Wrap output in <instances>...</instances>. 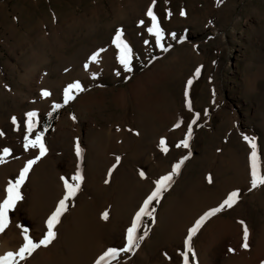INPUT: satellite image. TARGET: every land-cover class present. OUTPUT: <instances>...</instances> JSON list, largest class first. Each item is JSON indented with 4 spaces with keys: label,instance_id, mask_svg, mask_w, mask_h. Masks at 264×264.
Wrapping results in <instances>:
<instances>
[{
    "label": "rangeland",
    "instance_id": "obj_1",
    "mask_svg": "<svg viewBox=\"0 0 264 264\" xmlns=\"http://www.w3.org/2000/svg\"><path fill=\"white\" fill-rule=\"evenodd\" d=\"M149 6L152 0H0V152L10 149L0 164V197L39 154L23 147L26 113L36 111L39 119L30 138L47 129V152L29 170L5 230L13 250L22 242L16 224L41 237L63 195L60 178L77 168L83 176L56 239L20 264H95L108 247H122L155 181L183 157L170 186L150 204L153 216L140 222L137 235H148L112 264H183L188 230L234 190L236 203L192 237L189 264H264V186L251 188L243 139L255 137L264 175V0H156L167 51L147 33ZM117 29L132 49L130 72L112 43ZM77 81L83 91L65 104L64 89ZM189 124V147H176ZM218 221L230 229L211 231Z\"/></svg>",
    "mask_w": 264,
    "mask_h": 264
},
{
    "label": "snow or ice",
    "instance_id": "obj_2",
    "mask_svg": "<svg viewBox=\"0 0 264 264\" xmlns=\"http://www.w3.org/2000/svg\"><path fill=\"white\" fill-rule=\"evenodd\" d=\"M156 0H152V6H149L146 10V16L150 18L151 26H145L147 33L151 34L155 38L156 46L160 47L162 50L167 51L168 48L164 47L162 44V40L165 37V32L160 26L158 18L153 11V6L155 5ZM169 16L171 13L168 14ZM180 15H185L184 11L181 10ZM141 25H144V20L140 21ZM173 38H175V34H171ZM112 43L115 45V48L118 50V59L119 63L123 66L125 71L130 72L131 62H132V49L129 44L123 39V30L117 29L115 31V35L112 39ZM148 43V41H145ZM168 47H171L169 45ZM104 51L103 49H99L96 52H93L90 59L95 61L99 55V52ZM87 67V65H85ZM200 69L197 68L195 71V75L199 76ZM188 84H192V80L188 81ZM74 91H83L81 84L77 82H73L64 89L63 93V100L64 103L67 104L68 101L74 98L73 92ZM42 96L47 97L50 95V92L47 90L42 91ZM187 95V93H186ZM60 104H54L53 109L60 108ZM189 109H191V104L189 102ZM199 113H196V118H199ZM26 134L23 136V147L24 150L27 151L29 148L31 149H38L39 154L36 155L33 159H28L24 166L20 169L19 174L15 177L14 180H9L7 182V186L5 188V193L2 197H0V233H4L6 229L9 228L11 224V216L10 214L15 213L17 210L18 202L23 199L21 193V186L24 184L29 170L32 166L40 160L42 156H44L47 152V148L45 146L43 137L47 129L45 128L42 131H36L34 138H30V134L33 133L34 129L37 128L39 124L38 113L36 111H29L26 113ZM196 122L193 119L192 123ZM13 125H17V120L15 117H12ZM174 127H180V124L177 123ZM3 135V132H0V136ZM192 135V125L189 124L187 126V134L184 139H182L176 147H189V140ZM243 139L249 144L250 146V184L251 188L255 189L258 186H264V175L261 174V155L258 152V144L255 137H250L248 135H244ZM160 144L163 146L165 145V141L161 139ZM167 147H163V151H167ZM10 149L3 148L2 152H0V164L6 162V157L9 156ZM76 155L80 157L82 155V150L79 146V143L76 145ZM187 157H183L178 163L173 165L172 171L166 175L161 176L159 179L155 181L154 189L146 196L143 200L142 206L139 210L135 213L134 218L132 219L130 226L126 229L125 235V243L122 247H108L105 251L102 252L101 255L95 260V264H112V262L116 261L117 258L120 256L121 253H128L133 251L134 249L139 248V243L137 241L143 240L145 236L148 235L147 231L144 232L143 236L137 235V230L140 227V222L143 217L148 216L152 217L154 213V209H150V204L153 201L158 202L159 198L162 195V192L170 186V182L172 181L173 175L178 173L180 170L181 165L183 164L184 160ZM117 163H119V157L116 158ZM115 167V165H113ZM144 172H140V176L144 177ZM63 181V195L62 198L59 199L58 203L55 205L54 210L51 214L47 217L45 224H46V231L42 234L41 237L36 239L30 234V227L26 225H22L17 223L16 228L19 230L22 242L19 245L18 249L16 250H9L3 254H0V264H20L22 261H26L29 257L33 255V253L40 249L41 247H48L55 239H56V226L60 223L62 215L67 211L69 202L76 197L78 191L81 187V182L83 181V176L79 168L75 171L74 174L70 176V178L61 177ZM107 183V181H105ZM238 191L234 190L227 195V198L223 200L218 207H214L209 209L208 211L204 212L198 219L195 220L193 226L187 232V238L184 241V247L188 249L187 252H181L183 257V264H189V253L193 256L195 253L193 252L190 241L192 237L196 234V232L200 229V227L204 224L206 220H208L211 216H214L216 213L220 212L225 207H232L233 204L236 203L238 199ZM108 212L105 211L102 214V218L107 220L108 219ZM243 224V222L241 221ZM248 238H249V231L247 226L245 225L243 228V244L242 247L245 249L248 248ZM229 251H233L229 249Z\"/></svg>",
    "mask_w": 264,
    "mask_h": 264
},
{
    "label": "bare ground",
    "instance_id": "obj_3",
    "mask_svg": "<svg viewBox=\"0 0 264 264\" xmlns=\"http://www.w3.org/2000/svg\"><path fill=\"white\" fill-rule=\"evenodd\" d=\"M3 196V195H2ZM1 196V197H2ZM15 220V219H14ZM12 221V220H11ZM13 222V221H12ZM212 222V221H211ZM17 223V222H16ZM39 223V222H38ZM33 224V223H32ZM35 224V223H34ZM32 226V225H31ZM37 226V225H36ZM42 226V225H41ZM34 227V226H33ZM211 227V226H210ZM214 227V228H213ZM211 228V231L215 229V227L220 231L224 232L227 227H229V224L225 221H218L217 223L214 224ZM35 228V227H34ZM230 229V227H229ZM35 231V229H33ZM210 231V232H211ZM227 231V230H226ZM5 232L0 233V254L5 253L6 251L13 250L12 247L9 245L8 239L5 237ZM58 238V237H57Z\"/></svg>",
    "mask_w": 264,
    "mask_h": 264
}]
</instances>
